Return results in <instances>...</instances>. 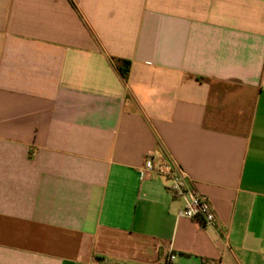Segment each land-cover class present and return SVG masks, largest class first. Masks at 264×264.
I'll list each match as a JSON object with an SVG mask.
<instances>
[{"label": "crops", "instance_id": "crops-1", "mask_svg": "<svg viewBox=\"0 0 264 264\" xmlns=\"http://www.w3.org/2000/svg\"><path fill=\"white\" fill-rule=\"evenodd\" d=\"M169 254L264 264V0H0V264Z\"/></svg>", "mask_w": 264, "mask_h": 264}, {"label": "built area", "instance_id": "built-area-1", "mask_svg": "<svg viewBox=\"0 0 264 264\" xmlns=\"http://www.w3.org/2000/svg\"><path fill=\"white\" fill-rule=\"evenodd\" d=\"M142 173H158L169 178V191L185 202L184 209L179 213L180 217L196 221L203 229L216 225V217L208 199L190 187L185 174L181 171H175L170 162H162L156 165L153 156L148 155L142 167ZM175 258L174 254H169L166 259L157 264H174Z\"/></svg>", "mask_w": 264, "mask_h": 264}, {"label": "trees", "instance_id": "trees-1", "mask_svg": "<svg viewBox=\"0 0 264 264\" xmlns=\"http://www.w3.org/2000/svg\"><path fill=\"white\" fill-rule=\"evenodd\" d=\"M119 69H120L122 76L126 77V75H127L126 63H122V65L119 67Z\"/></svg>", "mask_w": 264, "mask_h": 264}]
</instances>
